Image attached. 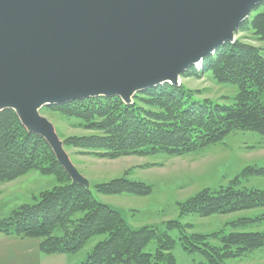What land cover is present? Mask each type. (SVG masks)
Segmentation results:
<instances>
[{
  "label": "trees",
  "instance_id": "obj_1",
  "mask_svg": "<svg viewBox=\"0 0 264 264\" xmlns=\"http://www.w3.org/2000/svg\"><path fill=\"white\" fill-rule=\"evenodd\" d=\"M249 25L262 47L235 40L202 59L204 71H212L219 82L237 85L231 104L193 101V92L182 83H164L137 92L130 104L118 96H96L46 107L101 133L70 137L64 144L100 150V156L109 158L157 153L175 156L203 149L235 131L264 135V11ZM195 74L191 67L181 76ZM32 169L54 176L56 184L39 192L33 203L21 204L0 219V234L38 239L42 254H73L92 237L102 235L104 238L79 264H177L172 255L175 241L169 234L173 230L179 232L182 248L202 254L205 264H223L264 249V231L238 228L263 223L264 212L238 216L227 223L229 231L211 234H187L185 228L191 225L180 222L188 215L208 217L264 209V189L240 188L234 179L226 186L204 188L177 202L178 218L165 221L164 230L154 225L131 228L119 210L96 200L92 191L146 196L151 185L126 176L89 189L72 184L47 142L28 132L13 110L0 111V182L14 180ZM251 175L264 176V166L241 172L243 177ZM210 238L218 245L206 244ZM150 242H154V250L144 251Z\"/></svg>",
  "mask_w": 264,
  "mask_h": 264
},
{
  "label": "water",
  "instance_id": "obj_2",
  "mask_svg": "<svg viewBox=\"0 0 264 264\" xmlns=\"http://www.w3.org/2000/svg\"><path fill=\"white\" fill-rule=\"evenodd\" d=\"M263 0H0V111L41 136L72 184L90 185L39 112L169 83L202 62Z\"/></svg>",
  "mask_w": 264,
  "mask_h": 264
},
{
  "label": "rangeland",
  "instance_id": "obj_3",
  "mask_svg": "<svg viewBox=\"0 0 264 264\" xmlns=\"http://www.w3.org/2000/svg\"><path fill=\"white\" fill-rule=\"evenodd\" d=\"M262 11H264V0L255 5L248 17L239 25L235 31V40H241L243 43L255 47H262V42L257 39L249 25L254 16ZM246 21L249 23L240 28ZM191 67L195 70V75L182 77L180 74V83L193 92L190 96L191 100L208 99L221 104L233 102L238 90L237 85L219 82L212 71L203 70L202 62L189 68ZM136 94L137 92L133 97ZM133 97L130 103H132ZM75 100L79 99L71 101ZM49 106L52 105L43 106L39 112L52 123L68 158L78 172L88 180L90 188H93L97 183L122 176L151 185L152 191L146 196L126 193L103 195L92 191L96 200L119 210L131 228L154 225L160 230H164L163 223L165 221L178 218L177 202L184 201L204 188L212 190L226 186L234 179L238 180L240 188L264 189V176H241V172L247 167L264 166V135L251 131H235L215 144L181 155L172 156L157 153L121 155L109 158L100 156L98 154L100 150L64 144V141L70 137L100 135L101 133L85 128L77 118L46 109ZM55 184L54 176L43 175L35 169L29 170L14 180L0 182V219L8 216L13 209L21 204L33 203L40 194L39 192L50 189ZM263 212V208H255L208 217L188 215L181 218L180 222L184 225H191L190 228H185L187 234H211L219 232L221 229L229 231L227 223L238 216H253ZM238 228L240 230L264 231V222ZM169 234L175 241L172 255L177 264L206 263V258L199 252H186L182 248L177 230L170 231ZM103 238L102 235L92 237L73 254H53L46 257L43 255L41 264H79L93 245ZM206 244L218 245V241L210 238L206 240ZM154 248V242H150L144 251L152 252ZM223 264H264V249L250 251L240 258L228 259Z\"/></svg>",
  "mask_w": 264,
  "mask_h": 264
},
{
  "label": "crops",
  "instance_id": "obj_4",
  "mask_svg": "<svg viewBox=\"0 0 264 264\" xmlns=\"http://www.w3.org/2000/svg\"><path fill=\"white\" fill-rule=\"evenodd\" d=\"M43 255L38 239L0 234V264H41Z\"/></svg>",
  "mask_w": 264,
  "mask_h": 264
},
{
  "label": "bare ground",
  "instance_id": "obj_5",
  "mask_svg": "<svg viewBox=\"0 0 264 264\" xmlns=\"http://www.w3.org/2000/svg\"><path fill=\"white\" fill-rule=\"evenodd\" d=\"M235 41V40H234ZM149 88V87H148Z\"/></svg>",
  "mask_w": 264,
  "mask_h": 264
}]
</instances>
